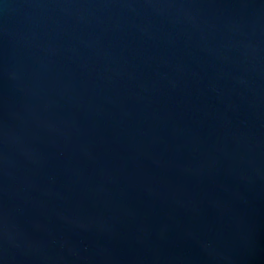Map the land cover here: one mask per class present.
<instances>
[{
	"label": "water",
	"instance_id": "95a60500",
	"mask_svg": "<svg viewBox=\"0 0 264 264\" xmlns=\"http://www.w3.org/2000/svg\"><path fill=\"white\" fill-rule=\"evenodd\" d=\"M0 264H264V0H0Z\"/></svg>",
	"mask_w": 264,
	"mask_h": 264
}]
</instances>
